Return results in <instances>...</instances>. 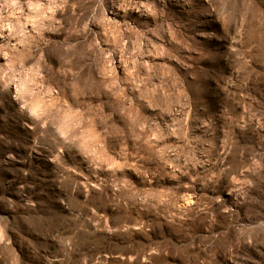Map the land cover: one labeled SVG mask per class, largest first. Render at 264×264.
<instances>
[{
	"label": "rangeland",
	"instance_id": "1",
	"mask_svg": "<svg viewBox=\"0 0 264 264\" xmlns=\"http://www.w3.org/2000/svg\"><path fill=\"white\" fill-rule=\"evenodd\" d=\"M0 264H264V0H0Z\"/></svg>",
	"mask_w": 264,
	"mask_h": 264
}]
</instances>
